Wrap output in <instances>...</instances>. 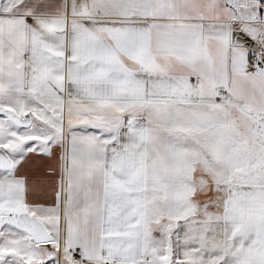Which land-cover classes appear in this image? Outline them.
<instances>
[{
	"label": "snow or ice",
	"instance_id": "1",
	"mask_svg": "<svg viewBox=\"0 0 264 264\" xmlns=\"http://www.w3.org/2000/svg\"><path fill=\"white\" fill-rule=\"evenodd\" d=\"M0 264H264V0H0Z\"/></svg>",
	"mask_w": 264,
	"mask_h": 264
}]
</instances>
